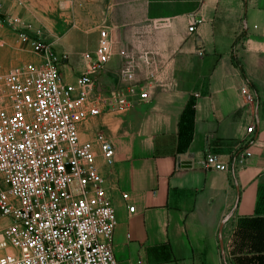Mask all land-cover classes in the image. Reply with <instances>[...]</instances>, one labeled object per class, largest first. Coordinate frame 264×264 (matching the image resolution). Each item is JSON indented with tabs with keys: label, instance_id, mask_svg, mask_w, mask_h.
I'll return each mask as SVG.
<instances>
[{
	"label": "crops",
	"instance_id": "1",
	"mask_svg": "<svg viewBox=\"0 0 264 264\" xmlns=\"http://www.w3.org/2000/svg\"><path fill=\"white\" fill-rule=\"evenodd\" d=\"M83 11L87 19L62 40L89 37L79 58L67 52L66 82L87 72L83 53L94 58L101 27L110 59L97 91L124 96L117 71L126 64L142 84L143 59L163 81L148 101L131 99L80 128L82 140L102 133L114 148L103 174L118 263L264 264V0H87ZM243 85L256 97L249 110ZM242 150L250 156L235 170ZM208 155L229 172L205 170Z\"/></svg>",
	"mask_w": 264,
	"mask_h": 264
},
{
	"label": "built area",
	"instance_id": "2",
	"mask_svg": "<svg viewBox=\"0 0 264 264\" xmlns=\"http://www.w3.org/2000/svg\"><path fill=\"white\" fill-rule=\"evenodd\" d=\"M13 23L0 16V28ZM194 29L192 22L188 32ZM17 35L33 59L0 74V264H119L112 244L116 212L103 174L113 165L114 148L102 133L83 141L79 131L91 118L128 109L131 99L148 101L163 81L143 59L142 84L134 83L135 71L126 64L117 71L119 80L128 83L124 96L97 91L93 75L110 59L105 28L98 30L94 58L83 55L87 72L73 83L63 78L66 58L58 57L51 43L29 35L26 27ZM240 94L246 109L256 105L248 85ZM249 156L246 150L238 152L235 170ZM203 168L229 172L214 155L206 157ZM127 210L133 213L134 207Z\"/></svg>",
	"mask_w": 264,
	"mask_h": 264
},
{
	"label": "rangeland",
	"instance_id": "3",
	"mask_svg": "<svg viewBox=\"0 0 264 264\" xmlns=\"http://www.w3.org/2000/svg\"><path fill=\"white\" fill-rule=\"evenodd\" d=\"M86 6L87 0H0V16L12 23L15 21L13 27L0 28L3 41L0 47V74L33 59L27 47L18 40L17 31L24 27L29 35L51 43L58 57L67 60L69 52L79 58L89 37L83 36L79 44H64L62 40L72 31H78L80 16L87 19V12L83 11ZM81 29L87 31V27Z\"/></svg>",
	"mask_w": 264,
	"mask_h": 264
},
{
	"label": "bare ground",
	"instance_id": "4",
	"mask_svg": "<svg viewBox=\"0 0 264 264\" xmlns=\"http://www.w3.org/2000/svg\"><path fill=\"white\" fill-rule=\"evenodd\" d=\"M79 136H80V131H79ZM105 136V135H104ZM95 137V136H94ZM80 139H81V137H80ZM94 139V138H93ZM92 139V140H93ZM82 140V139H81ZM92 140H83V141H92ZM99 165H102V163H98Z\"/></svg>",
	"mask_w": 264,
	"mask_h": 264
},
{
	"label": "water",
	"instance_id": "5",
	"mask_svg": "<svg viewBox=\"0 0 264 264\" xmlns=\"http://www.w3.org/2000/svg\"><path fill=\"white\" fill-rule=\"evenodd\" d=\"M101 74V72L96 73L95 75H93V77H98ZM186 165V164H183Z\"/></svg>",
	"mask_w": 264,
	"mask_h": 264
}]
</instances>
